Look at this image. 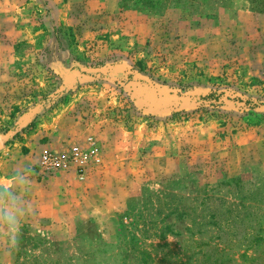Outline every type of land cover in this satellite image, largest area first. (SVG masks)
Returning <instances> with one entry per match:
<instances>
[{"label":"rangeland","instance_id":"374dc122","mask_svg":"<svg viewBox=\"0 0 264 264\" xmlns=\"http://www.w3.org/2000/svg\"><path fill=\"white\" fill-rule=\"evenodd\" d=\"M88 2L0 0V264H264V0Z\"/></svg>","mask_w":264,"mask_h":264},{"label":"crops","instance_id":"0c3cea01","mask_svg":"<svg viewBox=\"0 0 264 264\" xmlns=\"http://www.w3.org/2000/svg\"><path fill=\"white\" fill-rule=\"evenodd\" d=\"M88 3L90 8H95V11H97L95 13L100 14L103 12H110L111 14L117 13L119 9L118 0H89ZM65 9L66 8L59 9L55 12L56 15H59L61 20H65ZM62 14L64 15L62 16ZM66 19L68 20L67 16ZM33 137L35 136H31V138ZM47 145L53 147L50 143ZM13 167H15V165H13ZM24 175H16L14 172L7 170L0 173L1 187L10 191L13 196L5 201V207L7 210H10L9 213L14 215L16 219H26L31 216L35 217L36 215L52 216V213L47 211V201L49 198H45L51 195L53 187L43 182L35 183L34 179L23 177Z\"/></svg>","mask_w":264,"mask_h":264},{"label":"clouds","instance_id":"9594fccd","mask_svg":"<svg viewBox=\"0 0 264 264\" xmlns=\"http://www.w3.org/2000/svg\"><path fill=\"white\" fill-rule=\"evenodd\" d=\"M7 225V234H5L4 229L0 227V246H2V250L7 251L8 254H10L18 245L20 231L19 223L15 216H11L7 219Z\"/></svg>","mask_w":264,"mask_h":264},{"label":"built area","instance_id":"2783aa9c","mask_svg":"<svg viewBox=\"0 0 264 264\" xmlns=\"http://www.w3.org/2000/svg\"><path fill=\"white\" fill-rule=\"evenodd\" d=\"M61 164V157L54 154V153H44L40 166H42L45 172H54L58 169L59 165Z\"/></svg>","mask_w":264,"mask_h":264},{"label":"trees","instance_id":"16d2710c","mask_svg":"<svg viewBox=\"0 0 264 264\" xmlns=\"http://www.w3.org/2000/svg\"><path fill=\"white\" fill-rule=\"evenodd\" d=\"M70 36L74 37L72 33H70ZM70 45H71V44H69V46H70Z\"/></svg>","mask_w":264,"mask_h":264},{"label":"water","instance_id":"95a60500","mask_svg":"<svg viewBox=\"0 0 264 264\" xmlns=\"http://www.w3.org/2000/svg\"><path fill=\"white\" fill-rule=\"evenodd\" d=\"M0 144H1V138H0Z\"/></svg>","mask_w":264,"mask_h":264}]
</instances>
